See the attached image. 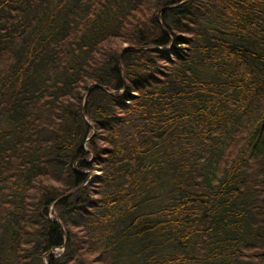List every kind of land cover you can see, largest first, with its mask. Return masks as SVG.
I'll list each match as a JSON object with an SVG mask.
<instances>
[{
    "label": "trees",
    "instance_id": "trees-1",
    "mask_svg": "<svg viewBox=\"0 0 264 264\" xmlns=\"http://www.w3.org/2000/svg\"><path fill=\"white\" fill-rule=\"evenodd\" d=\"M0 264H264V0H0Z\"/></svg>",
    "mask_w": 264,
    "mask_h": 264
},
{
    "label": "water",
    "instance_id": "water-1",
    "mask_svg": "<svg viewBox=\"0 0 264 264\" xmlns=\"http://www.w3.org/2000/svg\"><path fill=\"white\" fill-rule=\"evenodd\" d=\"M120 61V60H119Z\"/></svg>",
    "mask_w": 264,
    "mask_h": 264
}]
</instances>
